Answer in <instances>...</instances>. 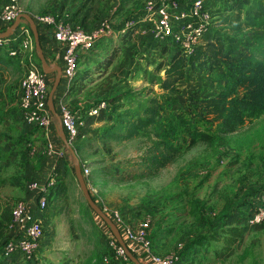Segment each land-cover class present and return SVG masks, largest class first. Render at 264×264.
Here are the masks:
<instances>
[{
	"label": "rangeland",
	"instance_id": "374dc122",
	"mask_svg": "<svg viewBox=\"0 0 264 264\" xmlns=\"http://www.w3.org/2000/svg\"><path fill=\"white\" fill-rule=\"evenodd\" d=\"M63 1L68 4L63 8L64 12L56 7V2ZM116 1L112 0L107 5L105 0H17V4L22 13L31 16L55 15L89 34L102 24L107 25L106 30L111 31L112 35L113 32H120L127 20L143 15L149 4L162 0H119V4ZM208 1L222 12L219 19L211 18L212 25H209L213 27L228 14L225 12L227 5L223 0ZM5 3L7 0H0V10ZM156 18L153 16V20ZM150 23L152 25L143 23L145 31L152 33L148 42L140 31L133 34L132 42L123 48V44L119 43L123 37L112 35L107 39L111 43L109 47L105 46V51L96 52L100 44H103L101 42L107 41L101 38L91 51L79 55L75 76L86 72L87 76H83L89 78L90 84L83 93H78L74 91L80 84L74 81L73 86L66 88L63 95V101L80 123L79 131L89 111L111 108L109 102L112 97L127 88H132V94L138 96L149 89L161 92L157 85L152 86L145 79V75L153 72L162 60H169L170 57L162 52L163 47L171 49L177 45L170 38L164 43L159 41L153 34V23ZM139 26L136 25L134 30L140 29ZM256 34H264V26L263 30L254 29L250 33ZM238 44V54H243L248 43L241 38ZM19 51L23 54V59L19 58L21 62L27 65L29 60L40 65L34 44L31 51L29 46H21ZM114 52H117V56L109 63L108 59ZM96 58L106 62L105 65L96 64ZM24 69L22 64L16 73H12V77H16L15 82L23 77ZM222 71L223 68L219 67L211 72L189 73L177 83L172 97L165 95L168 109L173 113H185L187 96H202L215 90ZM159 74L163 76L164 71ZM47 76L50 78V90L54 74ZM60 85H64L63 76L58 89ZM121 103L124 104V100ZM2 104L0 100V107ZM3 115L0 112V119ZM53 119L51 117V124ZM108 125L106 122L92 124L83 138L76 139L71 147L65 145L64 157L62 155L55 159L48 146L47 135L41 132V128L27 125L21 116L16 119L9 117L0 122V200L3 196L5 198L1 200L4 206L0 208V229L3 226L6 230L11 229L10 218L7 223L4 221L8 218L7 214H10L12 204L21 199L15 194L18 191L15 186L18 184V187L25 186L27 189L29 180L47 177L50 172L55 174L54 193L41 216L44 220V234L34 264H85L87 260L95 264L99 260L102 264L119 263L114 258L111 241L115 239L109 227L90 209L75 178L73 167L76 162L89 170V192L97 205L118 210L133 229L147 223L149 235L151 231L164 234L168 239L164 243L166 249L163 252H171L178 243H182L185 252L192 254L185 256L181 264H264V223L247 225L244 217L250 207L248 203H243L246 197L250 200L264 193V115L239 131L222 136L221 140L217 139L213 144L199 142L188 146L190 131L183 128L176 135L180 157L157 174L144 177L138 176L144 172L140 165L144 153L140 140L117 142L105 139L103 144L100 138L91 133L96 128L102 132ZM214 127V124L198 125V129L210 132L215 131ZM36 134L38 137H34ZM57 145L64 146V143L57 141ZM68 148L73 150L74 156ZM68 161L71 167H68ZM111 165L119 166V174L116 176L109 173ZM58 171L62 174L58 175ZM120 175L121 180L118 178ZM193 200L202 202L197 206V212L201 207L200 210L206 209L210 214L201 218L198 212V216L190 217L188 211ZM226 203L241 205L239 208L232 207L241 216L242 234L230 248L225 247L221 239H216L223 235L224 214L231 212L230 207L223 211ZM0 231L4 233L2 229ZM14 261L23 264L19 259Z\"/></svg>",
	"mask_w": 264,
	"mask_h": 264
},
{
	"label": "trees",
	"instance_id": "16d2710c",
	"mask_svg": "<svg viewBox=\"0 0 264 264\" xmlns=\"http://www.w3.org/2000/svg\"><path fill=\"white\" fill-rule=\"evenodd\" d=\"M223 1L225 6L227 5L225 12L228 14L215 23V26H210L212 24L207 26L199 42L200 45L192 55L182 54L178 46L171 49L162 48V52L170 57L169 60H162L154 67L153 72H148L145 75V79H148L152 86L157 85L161 92L149 89L144 91L142 96H138V94H132V88H127L123 92L115 94L109 102L111 108H99L97 114L86 116L85 124L76 139L83 138L92 124L106 122L109 125L102 132L97 131L98 128L91 132L96 135L95 137L100 138L103 144H105V139L117 142L140 140L144 150L140 165L144 172L138 176L144 177L157 174L160 169L174 163L180 157L181 150L176 145V135L183 128H188L190 131L188 146L199 142L213 144L217 139L221 140L222 136L235 133L246 124L264 115V34L250 35L254 29L263 30L264 0ZM211 9V16L216 17L214 19H219L218 17L222 13L219 7L212 6ZM56 18L59 19L58 16ZM69 23L71 22L69 21ZM5 28L6 26H1L0 31L3 32ZM136 33L138 32L131 34L130 31H127L120 34V37H123V40H131L133 39L132 35ZM150 38L151 34H145V41L148 42ZM169 38L171 40V37L166 36L159 41L164 43ZM241 38L245 39L248 44L243 54H238L240 50L238 43ZM13 46L15 47L16 44ZM171 50L174 51L173 54H171ZM2 51L3 49H0V52ZM5 55L16 60V67L22 66L19 57L10 56L7 52ZM116 56L117 52H114L108 61L111 62ZM219 67H222L223 71L217 80L215 90L202 96L193 94L187 96L185 113H173L168 109L165 95L172 97L179 81L189 73L211 72ZM162 70L164 75L160 76L159 73ZM74 81H77L76 76ZM116 85L118 86V83ZM122 100H124V104L121 103ZM171 100L174 101L173 98ZM4 118L5 116H2L0 122ZM199 124H214L215 131L200 130L198 129ZM262 157L264 159V155ZM118 169V165H111L110 175L119 174ZM60 174L62 172L58 171V175ZM118 178L121 180V175ZM255 197L250 200L249 197H246L243 203H248L247 206L251 208ZM200 204L202 202L195 200L191 202L188 211L190 217L198 216V212L201 218L207 213L210 214L206 209L200 210L201 207L197 212V206ZM239 205L228 204L223 210L225 212L231 208L230 213L224 214L223 235L216 239H221L227 248L236 244L242 234L241 216L235 209L241 206ZM248 209L244 217L246 224ZM159 236L165 237L160 232L151 231L150 235L148 233L152 251L158 255H164L168 252L159 253L155 248L156 245L162 243L159 242L162 240L161 238L157 239ZM10 237L2 240L0 248ZM154 241L158 243L156 244ZM179 253L180 259L176 264H181L185 256L192 254L185 252L184 245ZM133 255L139 260L137 255ZM14 259H19L23 264H26L21 260L20 254L2 258L3 261L0 264H9L10 261L11 264H17ZM99 263L102 264L100 260ZM28 264H34V262ZM85 264L95 263L87 260ZM115 264L119 263L115 262ZM127 264L132 263L129 260Z\"/></svg>",
	"mask_w": 264,
	"mask_h": 264
},
{
	"label": "built area",
	"instance_id": "2783aa9c",
	"mask_svg": "<svg viewBox=\"0 0 264 264\" xmlns=\"http://www.w3.org/2000/svg\"><path fill=\"white\" fill-rule=\"evenodd\" d=\"M212 6L208 0H186L185 2L162 0L149 4L146 7V12L138 16V18L127 20L123 24L120 34L127 31L140 33L141 28L137 29V31L134 30L136 25L143 27L142 34H148L149 32L145 31L143 23L150 25L151 21L153 23V34L159 40L169 36L173 43L179 47L182 54L192 55L200 45L199 42L210 24L212 18L210 8ZM20 13L22 12L18 7L17 0H7V3L0 10V23L7 28ZM153 16H157L156 20H153ZM32 17L36 25L51 29L53 39L62 49V76L67 88L73 86L79 55L92 49L98 39L112 37L111 31L106 30L108 28L107 25L102 24L95 32L89 34L78 29V27L72 26L69 22L57 19L54 15L44 14ZM14 44H16L15 47L13 46ZM33 44V37L26 23H23L22 26L19 25V34L14 35L13 33L9 37H0V49L5 50L10 56H20L21 59H23V54L19 51L21 46H29L31 51ZM22 64H24L25 69L18 85L20 116L27 125L37 126L42 130H46L51 119L47 106L50 80L42 72L40 65L29 60L27 65L24 61ZM64 94L58 100L56 110L60 117L67 143L71 147L80 134V123L76 121L75 113L63 101ZM97 110L92 109L88 114H96ZM61 155L59 153L57 157ZM53 174V172H50L42 181L31 179L27 182V189L33 195V206L24 199L16 200L12 204L10 228L13 233L2 244L0 258H8L14 254H20L21 260L26 264L35 261L44 234V220L41 216L46 210L50 198H52ZM82 175L89 189L91 187V182L88 178L89 170L84 165L82 166ZM101 208L119 229L130 252L137 255L142 263L176 264L180 259L179 252L182 250V243H178L171 252L158 255L151 249L147 223L133 229L118 210ZM261 223H264V193H260L255 197L247 213L248 225H259ZM111 247L114 251V258L119 261V264H127L129 259L123 248L115 240L111 241Z\"/></svg>",
	"mask_w": 264,
	"mask_h": 264
},
{
	"label": "crops",
	"instance_id": "0c3cea01",
	"mask_svg": "<svg viewBox=\"0 0 264 264\" xmlns=\"http://www.w3.org/2000/svg\"><path fill=\"white\" fill-rule=\"evenodd\" d=\"M105 1L108 5L110 3V1H112V0H105ZM116 2L119 4V0H117ZM67 5L68 4H66L65 1L59 2V3L56 2V7L58 6L59 10L60 11L62 10L63 12L65 10L63 8L66 7ZM63 14L66 16V13H63ZM23 23H26L25 19H22L21 23L19 25L22 26ZM1 26H3L2 23H0V27ZM37 28H38V33H39L40 45L42 47V51L44 53V56H45L48 64L50 66H60L61 70H62V66H63L62 60H61L62 49H61L60 45L53 39L51 29L40 26V25H37ZM139 28H141V34H142V28L143 27L139 26ZM117 33L113 32L112 33L113 37H117V36L120 37V32H117ZM17 34H19V26L16 30H14V35H17ZM142 35L145 36V34H142ZM108 41H110V40H107L105 42H101L103 44L102 45L100 44L99 50H97L96 52L101 53V52L105 51V46L109 47L110 43H111ZM111 41H113V40H111ZM130 42H132V39L119 41L120 44H123L122 45L123 48ZM5 54H6V52L4 50L2 52H0V100L3 103L2 106L0 107V112L2 113V115L4 114L3 116H5V118L2 120V122L9 117L10 118L15 117V119H16L20 116L19 107H18V85H19V81L15 82L16 77H12V73L13 72L16 73V70H18V67H16L17 62L15 59H13L11 57H7V55H5ZM87 55H93V54H87ZM17 57H19L21 59L20 56H17ZM95 63L96 64L97 63L102 64L103 62H101L98 58H96ZM104 63H106V62H104ZM104 63H103V65H105ZM21 64H22V62H21ZM88 67L91 68V66H88ZM99 67L101 68V66H99ZM113 68H114V66H113ZM83 75L87 76L86 72L79 74L78 76L76 75V80L79 81L80 85L77 87V89L74 92H78V93L82 92L83 93L84 92L83 90L87 87L88 84H90L89 78L88 77L86 78V76H83ZM48 79H50V78L48 77ZM117 83H119V82H117ZM66 88L67 87H66L65 83H64V85H60L59 89L57 88L56 99L55 100L53 99L55 108H56L58 99L60 98V96H62V94H64V92L66 91L65 90ZM74 92H72V94ZM51 117H53V116L51 115ZM56 126H57V120L54 118L53 123L51 124V121H50L46 130L40 129L42 133H46L47 139H48V146L52 149L53 157L55 159L57 158L59 153H61L63 155V157H64V154L66 153L65 152V150H66L65 144H64V146L63 145H57V141L60 142L62 140H61L60 136L57 134ZM34 137H38V134L34 135ZM67 165H68V167H71V163L69 161H68ZM47 176H48V174H47ZM45 178H46V176H41V177H39V180L42 181ZM17 185L15 186V189L18 190L17 192H15L17 197L26 200L27 202H29L32 205L33 195L28 191V189L25 188V186L18 187ZM3 197L1 200H5V198H3ZM1 200H0V205H2ZM2 206H4V205H2ZM7 217L8 218L6 219V221H4L6 223L10 218V214H7ZM8 224H9V222H8ZM1 229L4 231V233L2 231H0V239L4 235L3 236L4 237L3 240H4L13 233L12 229L6 230L4 226ZM159 238L162 239L161 241H159L162 243H160L159 245H156L155 248L160 253L166 249V247L164 246V243L166 242V240L168 238L162 237V236L157 237V239H159ZM154 242H156V241H154ZM157 243L158 242H156V244Z\"/></svg>",
	"mask_w": 264,
	"mask_h": 264
},
{
	"label": "water",
	"instance_id": "95a60500",
	"mask_svg": "<svg viewBox=\"0 0 264 264\" xmlns=\"http://www.w3.org/2000/svg\"><path fill=\"white\" fill-rule=\"evenodd\" d=\"M22 19H25V22L27 23V25L31 31L36 56L40 62V67L42 69V72L46 75H48V74H54L55 75L54 79L52 81V84H51V88L48 92L47 106H48V110H49L50 114L57 120V126H56L57 134L60 136L62 142L67 147H70L67 143V139H66L64 130L62 128V125H61L60 117H59L58 113L56 112V108H55V105L53 102V95H54L55 91L57 90L58 85L60 84V81H61L62 70H61L60 66H50L48 64V62L44 56V53L42 51V47L40 45L38 28H37V25H36L33 17L28 13H20L15 18V20L3 32H0V37L4 38V37H9L10 35H12L14 33V30H16L18 28ZM69 150H70L71 154L74 156L73 150L71 148ZM73 170H74L75 178L79 184V187L82 191V194H83L88 206L90 207V209L97 216H99L105 222V224L109 227L112 236L114 237L116 242L123 248L126 256L131 261V263L132 264H142L128 249V247H127L119 229L117 228V226L112 222L110 217H108L103 212L102 208L99 205H97L96 202L94 201V199L91 197L89 189L86 185L85 178L82 175V169H81L80 163L76 162L75 166L73 167Z\"/></svg>",
	"mask_w": 264,
	"mask_h": 264
},
{
	"label": "bare ground",
	"instance_id": "6f19581e",
	"mask_svg": "<svg viewBox=\"0 0 264 264\" xmlns=\"http://www.w3.org/2000/svg\"><path fill=\"white\" fill-rule=\"evenodd\" d=\"M57 112V111H56ZM58 113V112H57Z\"/></svg>",
	"mask_w": 264,
	"mask_h": 264
}]
</instances>
